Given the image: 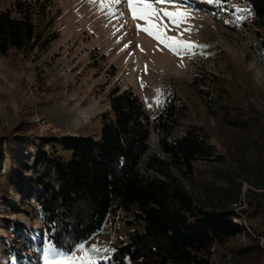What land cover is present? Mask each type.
Wrapping results in <instances>:
<instances>
[{"label": "trees", "instance_id": "trees-1", "mask_svg": "<svg viewBox=\"0 0 264 264\" xmlns=\"http://www.w3.org/2000/svg\"><path fill=\"white\" fill-rule=\"evenodd\" d=\"M246 2L252 18L242 22L258 29L264 56V0ZM33 10L21 0L0 10V57L39 43ZM193 85L208 115L218 123L216 129L193 126L178 134L189 104L174 95L151 120L132 88L111 91L98 135L37 136L30 133L28 123L5 129L0 137V179L6 176L10 192L20 188L23 202L39 208L45 230L38 235L46 233L57 249L70 252L122 212L123 235L116 237L108 260L96 264H226L212 258L220 250L231 254L233 264L261 262L258 239L234 221L239 212L231 204L238 202L246 181L250 207L243 211L249 218L264 219V191L257 190L264 189V113L235 99L226 81L213 72L199 71ZM151 124L165 156L149 154ZM212 130L223 138L227 154L239 166L226 173L238 195L209 207L188 183L195 181L199 160L226 156L218 155L210 143ZM5 202L12 213L18 212L15 200L8 197ZM3 222L16 242L26 241V251L35 248L32 229L20 222ZM243 234L247 244H231ZM11 254L21 262L26 259L16 248Z\"/></svg>", "mask_w": 264, "mask_h": 264}, {"label": "rangeland", "instance_id": "rangeland-1", "mask_svg": "<svg viewBox=\"0 0 264 264\" xmlns=\"http://www.w3.org/2000/svg\"><path fill=\"white\" fill-rule=\"evenodd\" d=\"M14 1L0 0V10ZM21 1L34 9L39 43L30 50H15L0 57V137L5 129L20 123L31 124L30 133L37 136L98 135L100 116L110 108L109 98L115 88L121 91L132 88L142 99L151 120L163 110L169 98L179 95L189 104V110L177 129L178 134L193 126L216 129L218 123L208 115L193 85L199 71L221 76L235 99L264 113V56L258 29L242 22L244 18L250 22L252 18L246 0L219 4L209 0H168L155 4L158 9L188 14L178 28L164 17L163 22L170 29L167 35L205 46L182 58L139 30L137 25L143 26L145 22L133 19L125 3L101 9L99 0L96 3ZM224 5L235 10H225ZM159 94L162 103L157 104ZM209 141L218 155L226 156L223 160H199L195 181L188 185L201 202L213 207L225 201L223 197L231 200L232 194L238 195L236 184L230 183L226 173L238 171L239 166L227 154L219 134L212 130ZM150 153L165 156L152 124ZM0 182L3 184L0 186V264H44V249L50 242L46 233L44 237L38 235L40 229L45 230L41 211L23 202L20 188L10 192L12 186L6 176ZM249 187L244 181L238 202H232L231 206L239 212L237 220L258 239L263 249V259L258 264H264V219L249 218L243 211L250 207L246 194ZM8 197L15 200L18 212L10 211L5 202ZM122 217L120 212L115 219L111 218L102 232L84 243L86 248L106 249L94 254L96 261L108 260L116 237L123 235ZM4 219L32 229L35 248L26 251L25 240L16 242ZM247 243L246 234L231 241V244ZM15 248L26 257L24 262L12 256ZM226 253L217 251L212 258L217 263L233 264L234 258Z\"/></svg>", "mask_w": 264, "mask_h": 264}, {"label": "snow or ice", "instance_id": "snow-or-ice-1", "mask_svg": "<svg viewBox=\"0 0 264 264\" xmlns=\"http://www.w3.org/2000/svg\"><path fill=\"white\" fill-rule=\"evenodd\" d=\"M96 3L97 0H90ZM168 2V0H99L100 8L111 9L112 5L125 3L131 11L133 19L142 20L145 22L143 26L137 25L138 29L144 31L149 36L158 41L159 44L169 49L174 55L183 57L184 54H194V49L205 47L197 45L195 42L180 39L177 36L167 35L170 30L168 25L163 22V18L167 17L169 22L175 27H179L183 19L187 17V13L181 11H168L166 9H158L154 5ZM212 3H221L222 0H209ZM115 15V12H111ZM122 15V13H121ZM188 31V29H186ZM162 94L156 98V103H162ZM106 251L95 246L86 248L84 243L74 246V250L70 252L59 250L55 245L48 243L44 249V264H96L94 254ZM76 252L82 255H76Z\"/></svg>", "mask_w": 264, "mask_h": 264}, {"label": "built area", "instance_id": "built-area-1", "mask_svg": "<svg viewBox=\"0 0 264 264\" xmlns=\"http://www.w3.org/2000/svg\"><path fill=\"white\" fill-rule=\"evenodd\" d=\"M237 218H238V219H240V215H239V216H236V217L234 218V221H236V222H238V223H240V224H241V222H240V221H238V220H237Z\"/></svg>", "mask_w": 264, "mask_h": 264}]
</instances>
